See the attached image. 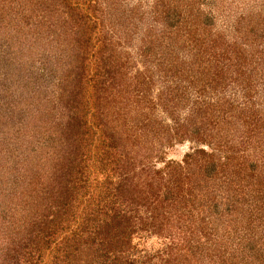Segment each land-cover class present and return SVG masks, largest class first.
<instances>
[{
	"label": "trees",
	"instance_id": "obj_1",
	"mask_svg": "<svg viewBox=\"0 0 264 264\" xmlns=\"http://www.w3.org/2000/svg\"><path fill=\"white\" fill-rule=\"evenodd\" d=\"M120 1L0 0L17 72L1 73L0 264H264V243L228 233L264 229V0L219 26L201 0ZM136 101L141 141L117 119Z\"/></svg>",
	"mask_w": 264,
	"mask_h": 264
},
{
	"label": "rangeland",
	"instance_id": "obj_2",
	"mask_svg": "<svg viewBox=\"0 0 264 264\" xmlns=\"http://www.w3.org/2000/svg\"><path fill=\"white\" fill-rule=\"evenodd\" d=\"M138 1L139 0H125L123 2L120 1L121 7L119 9L124 10V11H131V10L136 8V10H134V11L137 12V10L139 9V8H137V6H139L138 4H140V3H138ZM198 1L199 0H194V3H195L196 7H199L198 6L199 5ZM201 1H202L203 4L200 6L199 9L200 10L202 9V11H206L208 9H211V11L213 12L212 13L213 16L216 18L215 24L217 26H219L221 24V21H224V20H227L226 21L227 25L229 23H231V24L234 23V19H235L236 15L238 16L239 13H241L242 11H245L247 8H249L248 11H250L252 13H254V12L256 13L257 12L256 8L258 9L261 6V4H262V2H260L261 0H201ZM103 2H104V0H102V3ZM173 2H174L173 3L174 6L179 5V4L180 5L183 4V0H174ZM142 5L143 4H141L140 6H142ZM143 12H146V8H145V11H143ZM136 24H137V28L138 29L136 31L137 39H135L132 42V45L134 47H132V45L130 43H128V45L126 44L124 48L127 50V52H129V56L132 59L131 62L132 63L136 62L138 64L137 65L138 68L136 67L135 69L136 70H142L141 68H143V66H142V64H140L142 59L140 60V58L137 57L136 51H137L138 47L141 45V44H138V42L140 41L139 37H140L141 33H143V30L148 27L149 23L147 22L146 18L144 17L143 20L139 21V23L136 21ZM124 40H125V38H124ZM134 42H136L137 44H135ZM4 50L5 49H2V51H4ZM31 50L33 52L35 51L34 49H29V53H31ZM44 51L48 52L49 49L46 48ZM9 53H10L9 51H7V53H5V52L1 53L0 52V66H2V68L0 67V74L1 73L3 74L4 70H7V69L10 70L11 68H13V67L9 66V63H10L9 61L11 60V58L9 59ZM28 56L29 55H26L25 57H28ZM41 58H42V56L40 57V55L36 53L35 55L29 56L28 60H27V58H24V62H25V65L32 67V70L35 69V68L37 70H40L43 67H45L43 62H45L48 59H50L49 56H47V55L44 58V60H42ZM40 60H41V62H40ZM4 67H5V69H3ZM51 68L53 69V74H56L58 70L56 71V69L54 68L53 65H51ZM10 72L14 73L13 76L15 77V74L17 73L16 70H12L11 69ZM10 72L8 71V73H10ZM36 72H37L36 70H33L32 73L34 74ZM133 72H135V71H133ZM2 74H1V77H0V99L2 97V94H4V91H5V88H4L5 86L4 85L8 84V82L5 81V77ZM7 76H11V78L9 77L10 80L12 78H13V80H15L12 75H7ZM128 82H130V80H128ZM130 85H134V82H132ZM13 89H14V87H12V89H10V92L13 93ZM149 98H150L149 99L150 101H154V98L157 100V98L155 96V92H153L151 94V97L149 96ZM124 104H125V102H124ZM136 104L137 105L135 107H132V108L129 107L130 108L129 110L132 109V111H130V113H128L126 116H122L124 110L123 111L121 110L120 113L118 114L119 116L117 117V119L118 118H119V120L122 119V121L124 122V124L121 122L119 127H120V130L122 131V133L125 135L126 138L131 136V137H133L134 141L135 140L141 141L142 139H140L139 136L141 135L142 132H144L147 135H150V133L147 132V131H150V127L148 125H146V127H145V126H143L140 123V120H139V117L141 116V114L139 112V110H140V108H139L140 102L138 103L136 101ZM132 118H134L135 120L132 121ZM179 119H180L179 127L184 126V128H186L191 123L185 117V115H183V113H181V115L179 114ZM166 123L167 124H173V122H172V120L170 118H167ZM166 126L167 125H164V127H166ZM143 137H144V135H143ZM190 146H191V144L189 142H185L184 144L183 143L182 144L179 143V145H176V146H174L172 148H165L163 150L164 151L163 152L164 153L163 154L164 161L167 162V161L172 160V161H175V162H181L183 160L184 155L189 151V147ZM150 151H152V150H150L149 148L148 149H143L142 148V149H140L139 152H140V155H141V154L150 153ZM231 226L233 227V231L232 230L229 231L228 232L229 234H231V232L234 233L235 231H238V230H240V232L242 230H245L246 231L245 233H247V236L251 237V239L252 238L253 239H257L258 242L264 243V229L260 231V229L257 226L254 227V228H249V226H247V225L245 226V224L241 223V221H239V226H240L239 228L240 229L234 227V226H237V225L232 224ZM247 236H245V237H247ZM243 237H244L243 235L240 236V238H243ZM162 242H163L162 240H159V239L157 240V239L151 238L150 240H148L146 242V244L141 245V247L139 245L138 246L142 250L151 251L152 252L151 254H153L151 256H154V255L157 254V250H158V248H159V246L161 245ZM253 243H255V242H253ZM162 245H163V243H162ZM245 245H246V242H245ZM247 248H248V246H247Z\"/></svg>",
	"mask_w": 264,
	"mask_h": 264
}]
</instances>
